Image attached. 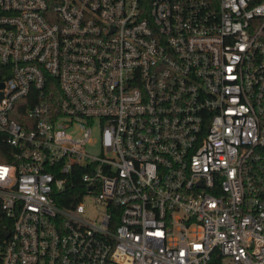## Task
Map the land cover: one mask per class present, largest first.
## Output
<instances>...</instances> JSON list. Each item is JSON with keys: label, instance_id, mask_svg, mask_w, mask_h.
Instances as JSON below:
<instances>
[{"label": "built area", "instance_id": "2783aa9c", "mask_svg": "<svg viewBox=\"0 0 264 264\" xmlns=\"http://www.w3.org/2000/svg\"><path fill=\"white\" fill-rule=\"evenodd\" d=\"M0 157V264H264V0H0Z\"/></svg>", "mask_w": 264, "mask_h": 264}, {"label": "rangeland", "instance_id": "374dc122", "mask_svg": "<svg viewBox=\"0 0 264 264\" xmlns=\"http://www.w3.org/2000/svg\"><path fill=\"white\" fill-rule=\"evenodd\" d=\"M92 137L95 138V139L98 137V133H97L96 130L93 131ZM91 151H92V152H96V151H97V148H96V147H92V148H91ZM86 202H87V201H86Z\"/></svg>", "mask_w": 264, "mask_h": 264}, {"label": "trees", "instance_id": "16d2710c", "mask_svg": "<svg viewBox=\"0 0 264 264\" xmlns=\"http://www.w3.org/2000/svg\"><path fill=\"white\" fill-rule=\"evenodd\" d=\"M2 157H0V159H1ZM77 185V184H76ZM57 204H59V205H68L70 202H69V200L68 201H64V200H60V199H58L57 201Z\"/></svg>", "mask_w": 264, "mask_h": 264}]
</instances>
